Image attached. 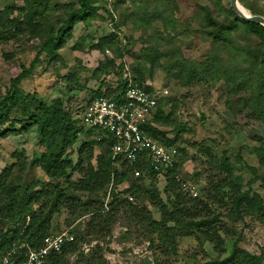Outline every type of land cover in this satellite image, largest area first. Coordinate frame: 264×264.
<instances>
[{
    "label": "trees",
    "instance_id": "1",
    "mask_svg": "<svg viewBox=\"0 0 264 264\" xmlns=\"http://www.w3.org/2000/svg\"><path fill=\"white\" fill-rule=\"evenodd\" d=\"M57 1L13 0L15 4L0 11V46L34 43L31 48L35 50L29 69L23 66V72L0 94V139L34 129L40 149L35 165L45 177L24 181L23 175L32 164L21 161L22 156L16 153L12 155L15 162L0 172V259L15 248L13 264L22 263L28 249L37 250L45 237L55 234L53 218L65 212L67 233L73 240L63 243L60 252L50 254L46 264H108L105 255L110 250L101 244L112 236L119 220L126 223L125 235L136 231L145 238L156 256L155 264H159V257L177 255L182 237L199 246L203 256L198 264H264L263 253L252 254L236 245L228 255L225 250L231 229L246 218L264 226V200L252 190L257 182L264 189V28L242 21L224 0L196 4L186 23L176 17V0H117L108 11L102 7L104 0ZM238 2L251 14L264 17V0ZM102 9L113 29L98 37L89 49L101 56L93 77L129 73L135 83L145 84L160 71L181 88L202 84L219 87L226 94L225 114L230 122L226 128L239 127L256 144L251 150L257 167L242 160V147L233 155L227 150L216 155L205 144L194 143L187 147L196 155L190 156L187 147L180 150L159 191L157 173L146 161L131 166L124 158L113 159L114 141L109 137L97 141L96 133L84 130L76 114L83 113L87 105L74 110L62 98L46 101L20 87L42 55L49 62L59 58L76 25L90 28L105 21L99 14ZM128 25L130 30L125 29ZM121 28L129 35L121 36ZM138 31L145 39L128 66L125 56ZM192 38L209 45L200 61L183 55L182 47L190 49ZM82 49V43L77 42L72 51ZM71 81L80 86L77 79ZM125 84L126 79L112 92L98 90L92 99L104 96L115 100ZM148 90H153L152 86ZM167 97L158 100L156 112L143 131L160 146L175 149L182 144L187 128L176 123L177 100ZM80 137L83 140L78 144ZM76 144L77 160L73 162ZM187 161H199L198 167L205 166L217 175L197 196L185 190L187 184L181 179ZM134 169L141 172L140 177L133 176ZM243 170L251 176L245 185L237 174ZM154 210L159 220L153 217ZM203 244L210 246L214 257L206 254ZM84 247L88 248L86 253Z\"/></svg>",
    "mask_w": 264,
    "mask_h": 264
},
{
    "label": "rangeland",
    "instance_id": "2",
    "mask_svg": "<svg viewBox=\"0 0 264 264\" xmlns=\"http://www.w3.org/2000/svg\"><path fill=\"white\" fill-rule=\"evenodd\" d=\"M73 1L58 0L56 3L66 4ZM104 1L101 5L104 10L108 11L110 4L117 0ZM176 1L179 10L176 17L182 23H186L193 16L196 4L208 5L206 0ZM224 1L229 3V0ZM13 3L15 4L13 0H0V11ZM16 4L19 5L20 2H16ZM125 6L130 8L128 2ZM104 10L102 9L99 14L105 18V21H97L90 28H85L81 24L76 25L73 38L59 52V58L49 62L42 55L35 63V67L30 70V74L24 76L20 81V87L27 93L36 92L46 101L58 97L62 98L71 108L78 110L84 108L98 90H101L102 93L112 92L120 83H123L129 73L122 76L114 73L109 76L101 75L99 79L93 77L101 56L97 51H89V49L93 42H97L98 37L110 33L113 29L111 19L106 16ZM130 28L131 26L128 25L125 29L130 30ZM121 29L123 32L121 36L129 35L125 29ZM81 39L84 41L82 42ZM144 39L140 31L133 34L131 50L125 56L128 66L133 62L134 55L142 48ZM189 41L192 42L190 49L182 47L184 57L191 61L202 60L209 51V45L193 38ZM77 42L82 43L83 49L72 51ZM32 46L34 43L25 42L0 46V94H4L10 85V81L23 72V66L24 69H29L35 58V50L31 48ZM71 78L77 79L76 82H79L80 86L71 81ZM147 82L153 89H166L168 91L167 98L176 99L178 102L176 123L185 124L187 131L181 137L182 144L175 146L177 152L189 145L192 146L194 143L196 146L205 144L216 155H220L223 150H227L229 154L233 155L242 147L240 151L242 160L248 166L257 167V158L251 150L256 144L250 141L239 127L235 126L230 130L226 128V125L230 123L225 114L226 94L221 92L219 87L210 88L202 84L181 88L174 80L160 71H156L153 79ZM81 115L82 113L79 111L76 114L77 119H80ZM174 135H170V138H173ZM37 142L38 136L34 129L28 134L10 135L6 139H0V172L15 162L12 155L16 153L22 156L21 161L25 160L32 164L23 175L24 181L44 180V174L35 165V158L39 157L40 152ZM80 142H82V137L78 140V144ZM77 149L78 145L76 144L71 156L73 162L77 160ZM187 149L190 156L196 155L194 149L188 147ZM198 164H200L199 161L197 163L187 161L181 171V179L187 184L185 190H191L193 196H197L205 190L208 180L217 178L214 172L206 171L207 167H198ZM237 174L243 177L244 185L251 178L246 170L237 171ZM156 186L159 191H162L165 186V179L159 177ZM252 190L264 200V189L261 188L259 182L252 185ZM152 215L156 220H159L160 217L155 210L152 211ZM66 220L67 214L65 212H61L53 218L52 224L55 234L67 232ZM125 230L126 223L119 220L112 229V236L101 244L103 248L110 250L105 255L108 264H155L154 257L156 256L148 249V242L140 232L132 231L131 235H125ZM234 245L239 250L252 254H264V226L250 218H246L243 223H238L231 229L230 238L225 239L226 255L232 251ZM198 247L193 240L182 237L178 240L177 255L171 254L168 257L157 259L159 264H198L203 256H201ZM202 247L209 257L215 256L208 244H203ZM87 249L84 247V252ZM193 252L197 253L198 256L192 257Z\"/></svg>",
    "mask_w": 264,
    "mask_h": 264
},
{
    "label": "built area",
    "instance_id": "3",
    "mask_svg": "<svg viewBox=\"0 0 264 264\" xmlns=\"http://www.w3.org/2000/svg\"><path fill=\"white\" fill-rule=\"evenodd\" d=\"M125 79L126 84L115 100L98 96L89 101L81 115L84 130L96 133L97 141L111 138L114 141L111 147L113 159L124 158L131 166L146 161L158 178H164L172 170L178 152L174 148L166 149L157 144L144 133L143 126L153 118L158 100L166 97L168 91L148 90L150 84H137L130 74ZM140 175L139 170H133L135 178ZM72 240L73 237L67 232L49 235L37 250L28 249L25 260L20 264H46L50 254L60 252L63 243ZM15 254V248L6 252L0 264H13Z\"/></svg>",
    "mask_w": 264,
    "mask_h": 264
},
{
    "label": "water",
    "instance_id": "4",
    "mask_svg": "<svg viewBox=\"0 0 264 264\" xmlns=\"http://www.w3.org/2000/svg\"><path fill=\"white\" fill-rule=\"evenodd\" d=\"M231 10L244 22L260 25L264 28V17L253 15L245 10L238 0H229Z\"/></svg>",
    "mask_w": 264,
    "mask_h": 264
}]
</instances>
